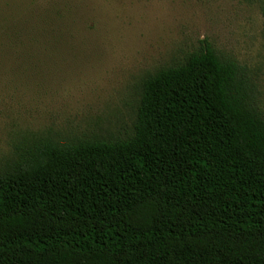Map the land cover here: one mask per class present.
Instances as JSON below:
<instances>
[{"label":"trees","instance_id":"1","mask_svg":"<svg viewBox=\"0 0 264 264\" xmlns=\"http://www.w3.org/2000/svg\"><path fill=\"white\" fill-rule=\"evenodd\" d=\"M141 87L130 137L35 139L0 171V264H264L244 68L205 41Z\"/></svg>","mask_w":264,"mask_h":264},{"label":"rangeland","instance_id":"2","mask_svg":"<svg viewBox=\"0 0 264 264\" xmlns=\"http://www.w3.org/2000/svg\"><path fill=\"white\" fill-rule=\"evenodd\" d=\"M205 41L264 114L261 0H0V171L35 139L130 137L142 81Z\"/></svg>","mask_w":264,"mask_h":264}]
</instances>
